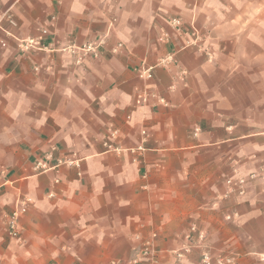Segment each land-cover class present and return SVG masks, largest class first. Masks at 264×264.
Returning a JSON list of instances; mask_svg holds the SVG:
<instances>
[{"label":"crops","instance_id":"obj_1","mask_svg":"<svg viewBox=\"0 0 264 264\" xmlns=\"http://www.w3.org/2000/svg\"><path fill=\"white\" fill-rule=\"evenodd\" d=\"M9 7L17 36L45 26L57 48L103 43L79 64L58 50L20 54L12 38L0 46V264H128L153 232L155 264H175L168 250L189 223L213 253L264 264V191L215 202L233 167L250 171L264 134V0H0V16ZM170 54L176 66L157 65ZM144 89L166 103L135 105ZM111 129L119 150L103 145ZM51 147L80 166L37 173ZM19 193L31 203L11 238ZM186 264H201L199 251Z\"/></svg>","mask_w":264,"mask_h":264},{"label":"built area","instance_id":"obj_2","mask_svg":"<svg viewBox=\"0 0 264 264\" xmlns=\"http://www.w3.org/2000/svg\"><path fill=\"white\" fill-rule=\"evenodd\" d=\"M55 17L50 16V20H54ZM172 26L177 31H182L184 29L183 24L180 19L177 17H172L169 19ZM5 23L9 25H15L14 15L9 8L5 9L0 16V46H7V39L12 38L16 41L17 48L20 54H27L30 52L36 51H61L67 53L69 55L75 56V62L77 64L81 63L83 59L87 56H97L99 46L103 43L102 39H98L96 41L90 40L86 41L81 45L69 44L61 48H57L52 46L51 43L45 44L44 38L49 35V29L45 26H41L38 28L39 34L36 36H26L20 37L13 33L9 28L6 27ZM193 34H195V28L190 26ZM167 33H162L159 36L158 40L165 42L167 40ZM197 34H195V38L193 41H189L188 44L196 46L198 50H202V47L197 41ZM121 43L117 44V47L121 46ZM113 49V51H115ZM157 65H161L167 67L169 65L176 66V60L173 55H168L166 57L161 58ZM181 73H185V71L181 70ZM137 74L142 79H150L152 77V66H141L137 70ZM150 100H154V102L163 103L166 102L161 97L152 91V90H142L137 92L134 104L135 105H143L147 104ZM141 134L143 139L146 137V131L144 129L141 130ZM117 130L111 129L108 133V138L103 142L106 150H119V147L115 146L112 143V139L117 138ZM137 149H143L141 145L137 147ZM55 147H51L43 156L36 159L33 163V169L37 173H45L48 171H54V173H58L61 166H80V158L76 155V153H72L70 156H58L54 158ZM55 174L53 178V183H58L60 179ZM262 173L257 171H251L248 174H240L238 167H233L231 175L224 179L225 190L217 194L215 202L228 198L231 195L235 196H245L249 186L259 177ZM262 190L264 191V183L262 185ZM49 196H53V193L50 192ZM31 201L30 199L23 195L18 194L14 200L13 208L10 212L5 215V225L7 228V234L11 238H17L20 233L19 221L20 218L28 211L29 205ZM236 213H228L225 215V219L228 221H234ZM180 241L178 244L169 249L168 252L172 255L175 264H186V259L189 254L193 250L199 251V261L201 264H239L237 255L233 252H218L213 253L208 246L207 243V234L205 230L201 229L195 223H189L185 229L180 233ZM157 237V233L153 232L150 237L147 238H138L137 243L133 247L134 254L131 258L127 260L128 264H155L159 261V250L155 245V239ZM112 264H117V262H112Z\"/></svg>","mask_w":264,"mask_h":264},{"label":"rangeland","instance_id":"obj_3","mask_svg":"<svg viewBox=\"0 0 264 264\" xmlns=\"http://www.w3.org/2000/svg\"><path fill=\"white\" fill-rule=\"evenodd\" d=\"M262 98L264 101V81H262ZM262 121L264 123V102H263V114H262ZM262 132H264V128L261 129ZM252 149H254V147H252ZM254 152H256L257 155H255L253 157V160H251V163H253L250 171L247 170V172L245 173L248 174L251 171H257L259 173H262L261 176H259L250 186L253 185H257L256 190L257 193H259V191L261 192L262 189V185L264 183V134L262 136H260V144L256 150V148L254 149ZM235 196V195H231L230 197ZM233 198V197H232ZM232 222V221H230ZM238 258V256H237ZM238 262H239V258H238Z\"/></svg>","mask_w":264,"mask_h":264}]
</instances>
